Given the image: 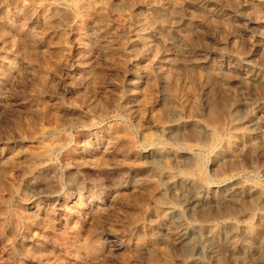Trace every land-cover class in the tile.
<instances>
[{
	"label": "rangeland",
	"instance_id": "obj_1",
	"mask_svg": "<svg viewBox=\"0 0 264 264\" xmlns=\"http://www.w3.org/2000/svg\"><path fill=\"white\" fill-rule=\"evenodd\" d=\"M90 1L0 0V264H264V0Z\"/></svg>",
	"mask_w": 264,
	"mask_h": 264
},
{
	"label": "bare ground",
	"instance_id": "obj_2",
	"mask_svg": "<svg viewBox=\"0 0 264 264\" xmlns=\"http://www.w3.org/2000/svg\"><path fill=\"white\" fill-rule=\"evenodd\" d=\"M101 0H91L90 3H96V2H99ZM258 120L256 118V116L254 117V115L251 116V120ZM175 124H178V125H183L185 123V119L184 118H178L175 120ZM256 122V121H255ZM255 122H252V123H255ZM258 123V122H257ZM256 123V124H257ZM260 124V122H259ZM258 124V125H259ZM174 127V126H173ZM263 134V132L261 133ZM242 136H243V133H240V138L242 139ZM224 146H225V149L226 151L230 150V148L232 147V142L229 138H225L224 139ZM232 150V149H231ZM233 151V150H232ZM225 152V151H224ZM223 152V153H224ZM170 173H172V171L170 169H168ZM170 175V174H169ZM183 180L188 186H193L190 178L188 176H178V175H172L170 176L169 178V187L170 186H175V184L178 182V181H181ZM185 184V185H186ZM190 188V187H189ZM195 188V187H194ZM192 189V188H191ZM236 191H238L237 189H232V195H235L236 194ZM244 191L247 193V195H250L253 191V188L252 186L250 185H245L244 186ZM194 195L192 198L190 199H186L184 198V203H186V205L190 206L191 209H193L195 206H197L200 202H202L205 198H207V195L206 193H202L201 191H199L198 189L196 191H194ZM180 195V193H179ZM252 196V195H251ZM251 196H249L251 198ZM165 203H168V206H169V203L171 202H165ZM171 207V206H169ZM176 208V206H175ZM177 210V209H176ZM179 210V209H178ZM172 213V214H171ZM178 213V212H177ZM169 215V217H171V215H173V211L172 212H168V213H164L163 214V218H166L167 216ZM178 215V214H177ZM176 215V216H177ZM174 216V215H173ZM176 218V217H175ZM174 218V219H175ZM179 217L176 218V230L174 231V243L176 245H182L183 247L186 245L187 247H189L188 242L191 243V247H192V242L191 239H190V234L192 232V226H190L188 223L184 222V221H181L180 218L178 219ZM175 223V221H174ZM192 225V224H191ZM196 230V229H195ZM222 231V230H221ZM221 231H216V234H218L219 236V233L221 234ZM196 232V231H195ZM254 232V230L251 228V227H248L246 226L243 230V236L244 237H247V236H250L252 233ZM238 233V232H237ZM193 235V234H192ZM199 235V233H198ZM242 236V235H241ZM237 237V236H236ZM220 239V238H219ZM200 244V243H199ZM219 246L223 247L226 251L230 252L231 254L234 253L235 251V248H236V242L233 238V236H226L225 239L223 240H219ZM242 246L244 245V241L243 243L241 244ZM245 246V245H244ZM179 247V246H178ZM242 248V247H241ZM181 250V249H180ZM195 251L197 254H201V253H204V254H212L214 253V248L213 247H209V248H204L203 246H198L195 248ZM192 253V252H191ZM184 259V258H183ZM184 262L186 263H191L193 261L192 257L188 258V259H184L183 260ZM251 261V260H250ZM194 264V262H192ZM191 263V264H192ZM201 264H206V263H202Z\"/></svg>",
	"mask_w": 264,
	"mask_h": 264
}]
</instances>
